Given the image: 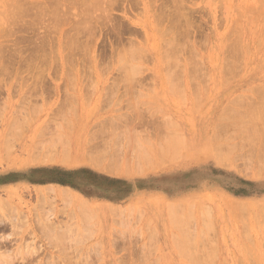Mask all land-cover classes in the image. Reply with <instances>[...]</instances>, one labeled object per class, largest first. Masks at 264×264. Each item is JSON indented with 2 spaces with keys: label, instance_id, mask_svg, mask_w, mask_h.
Listing matches in <instances>:
<instances>
[{
  "label": "rangeland",
  "instance_id": "374dc122",
  "mask_svg": "<svg viewBox=\"0 0 264 264\" xmlns=\"http://www.w3.org/2000/svg\"><path fill=\"white\" fill-rule=\"evenodd\" d=\"M7 1L8 0H0V6L2 5L0 7V17H2L0 18L2 22H0V26L4 25L3 29L2 27L0 28V36H2L3 34V39L5 40L7 38L5 41H3V43V36L0 37V75L1 73L3 75L0 76V200H2L1 202L3 203H0V214L1 216H3L2 218H4H0V223L7 224H4V228L3 225L0 224V226L2 225V227H0V238L5 239V237H7V239L11 241L9 242L7 239H5V241L3 240V243H7L8 245L7 246L6 244H4L6 245V247H3L1 241L2 239H0V245L3 247V249L1 248L0 251L2 250V254L3 252L4 254L8 252L11 255H14L11 256L8 254V256H10L7 258L8 261L9 259L10 262L14 261L11 262L12 264H29V262L31 264V261H34L36 264H42L43 262L50 264L51 262L55 263V261L52 260L55 258V260L60 264H67V261L68 263L73 261V263L71 264H74L75 262V264H78L79 261H81L80 264H148V262L149 264L151 262L152 264H264V131L261 128V125L263 124L261 121H264V119H262V116H264V114H261L262 116H260L261 121L259 120L257 115H254L256 118H258L255 122L257 123L258 120L260 121H258L257 126L259 125V123H262L260 124V127L258 126L259 128L255 127V125L253 126V123L251 122H254L256 118L252 116V118L254 119L253 120L250 117L251 115L249 114V111L252 110L250 108H254V106H251L250 104L255 105V109L259 106H264V0H261L259 2L258 0H187V2L184 3L188 7L190 6L189 8H191V10L188 9L186 5L185 6L188 10L186 8L185 9L190 12L192 11L191 13H194V15H188V19L185 17L186 19H182L181 22L179 21L181 20L180 18H178V21L177 18L173 19L175 20V23L176 21L178 23L176 24V28L180 26L179 31L178 29H174L176 32H174L173 30H169L168 27L166 28L167 25L170 26V24H173L174 21L173 23L170 22L168 24L166 23L167 21L161 22L155 16V10L159 9V6L162 3L161 0H139L140 5L138 3V0H121L120 3L122 2L123 5L122 3H118L119 0H116L119 5L115 4L116 1L114 2L113 0H110V2H113L114 8L109 7V5L112 6V3L108 2L109 0H107L108 3L106 2V0H102L105 3L99 0L100 3L95 2L100 5L99 7V5L97 4V8H99V10H102L104 4L108 7L105 6L103 10L107 8L105 9L107 14L110 12L108 15L106 14V16L100 17L103 19L96 17V14L99 15V13L101 12L103 14V10L99 11L97 9L98 13L95 12L97 6L94 5L95 0H93L94 4L92 3V7L95 6L93 8L91 7V3L89 2L90 0H84L85 2H82V0H76L78 4H76L75 0H70L71 3L69 0V3L66 2L67 0H62V6L57 5L60 0L56 1V4L54 6L53 4L55 3V1L49 0L50 5L51 2H54L52 6L56 7V9L52 6V8L46 6L45 3L47 2V5H49L48 0L47 2L46 0H33V3L31 2L32 0H29L30 2L28 0H25L26 2H24V0L22 2L20 0H17L18 2L16 0H9V2H12L11 4L9 3L11 6L8 4V7L6 6ZM16 2L20 5L16 4ZM81 2L83 5H79V3ZM156 2L160 4L158 5ZM64 3H67L66 7H70L71 9L69 11L70 17L68 16L69 14L63 15L62 10L64 8L63 6H65ZM74 3L76 6H74ZM89 3L90 7L88 6ZM40 4L51 8H46L45 12L46 10L51 11L52 9V11H54V9L55 11H58L60 10V6V8L63 7L61 9L63 16L60 15V17L63 19L64 16L65 18L68 17V19H66V23H64L65 19H62L64 22L62 20L60 22V20L58 19L59 14H61L60 11L58 16L54 12H51V14L48 15V12L46 14L41 9L42 6H40ZM56 5L58 6V9ZM78 5L80 9L78 8ZM81 5L84 6V8L95 9L94 15H92L94 16V19H92L93 17H88L90 21L88 20V18H85L87 19L86 22L80 21H85V19H83L85 15L77 13V10L75 9L82 10ZM170 5L173 8L174 5L172 3H170ZM29 6H31L30 8L32 10L29 8ZM255 6H257L256 8H254L255 11L257 12V10H260V12L256 13L254 12V10H252ZM6 7L8 9L9 7H11V9H13L11 11H13L14 15L12 13H9V11H6L8 10L4 9ZM150 7L152 8L151 10L149 9ZM248 7H251L252 9ZM16 8L18 10H16ZM127 8L129 10H127ZM40 9L44 12V15H42L43 13ZM140 9L143 11H141ZM25 10L27 11L25 12ZM35 10L37 12H35ZM126 10L130 13H128ZM3 11H6V13H3ZM118 11L122 13H119ZM138 11H140V13ZM7 12L9 16H11V18L8 17ZM2 13L4 15L7 14V16H3ZM55 14L58 18L55 16ZM76 14H78L79 16ZM133 14L136 18H134ZM153 14L155 17L152 16ZM51 15L57 18L58 22L60 23L57 22L56 24L55 18H53L54 20L52 21ZM256 15H258L259 17ZM12 16L15 17L12 18ZM48 16L51 18H49ZM112 16H114L115 18L111 19ZM3 17H5L6 19ZM16 17L17 19H15ZM253 17H255L256 20L255 18L253 19ZM7 18L9 23L5 22L7 21ZM23 18L25 22L23 21ZM122 18L124 19V21H122ZM31 19L34 22H32ZM42 19H46L43 20L45 23L48 20L47 23H49L44 24V22L41 21ZM95 19L98 20V22ZM154 19L156 20L154 21ZM16 20L19 21V23H17ZM73 21L77 22L74 23V25H77L80 22L81 31H79L78 36L82 37L81 35L83 32L84 36L86 35L88 37L90 35L89 37L92 42L89 40V37L87 38L86 36H83V39L81 38L83 41H80L82 44L81 46H79L80 50L76 48L78 51L75 49L73 51L74 55L71 54L72 56L68 60L65 59V56L67 57L65 52L68 49V46H66L65 48V43L63 42L68 39V34L72 32L71 31L67 33L69 26L71 27ZM95 21L99 23L97 26L95 25ZM112 21L114 25H112ZM103 22H105L106 24H103ZM158 22L159 24H162L163 22L164 23L162 25L160 24L159 26ZM14 23H17V28ZM40 23L42 26H40ZM155 23L158 25V27ZM7 24H9L11 27L9 28V25ZM90 24L100 28L102 27L101 25H103V27L101 29L99 28V30L98 28H96V32V30L94 29L95 27L93 28V26H91ZM117 24H121L120 27L118 25L119 28L116 26ZM179 24L182 25V28ZM45 25H48L50 29L47 30L48 27L44 28L46 27ZM74 25H72V28ZM87 25H90V28H88ZM31 26H35V32L34 28L32 29ZM55 26H58L59 29L57 30V27ZM111 26L112 28L114 27V29H112ZM184 26H186L187 29L190 30L188 31L186 28H184ZM51 27L54 28V33L53 29L51 31ZM115 27L117 28L115 29ZM27 28H30L31 30H28ZM65 28L67 31H64ZM72 28H70L69 30H71ZM87 28L90 30H88ZM120 28L122 29L119 30ZM158 29L160 30V32L158 31ZM9 31L10 33H8ZM45 31H47L48 34L52 32L53 39H57L58 41H52L53 49L55 48L54 50L57 51H54L52 48H50L52 47L51 44L50 47L49 44H46V46L49 48L45 47V49L52 50V54L49 53L50 51L47 53L48 50L46 51V54H48L49 56L53 55V59L51 58L52 56L47 57L48 60L50 58L52 59L48 61L49 65L47 63V60L45 61V64L43 63V61H41L44 64L43 68V64L39 62V59H34L36 60V62L34 60L32 61V59L29 57V54H31V48L33 49L36 45H39L37 43H39L43 39L41 37L45 38V35L42 36V34H46ZM61 31L63 34L61 33ZM177 31L180 33H178ZM11 32L13 35L11 34ZM15 32L17 34H15ZM86 32H88V35ZM55 33L56 35L54 36ZM171 33H174L172 34V39L173 37L177 39H173V42L175 46L177 45L174 48L177 49L176 54H178V59H175L178 61V66H176L177 64H175L174 68H172L171 70V73L174 74V78L170 79L173 82L169 81L168 78H166L167 81L171 83V87L169 88V84L166 85L164 78L167 75L163 76V72L167 74V69L165 66L166 63L164 62L165 54L168 49L174 46L171 43H168L172 41L171 39H169ZM227 33H229L230 35H227ZM66 34L67 36H65ZM160 34L163 35L161 36ZM175 34H178L177 37L179 39ZM26 35L29 38L26 37ZM96 35L100 36L97 37ZM101 35H104L105 38ZM181 35L184 37H182ZM50 36L52 37L51 34L49 35V37ZM185 36H188V38L185 39ZM59 38L63 40L60 41ZM109 38L112 40H109ZM183 38L187 41H184ZM30 39H32V41ZM35 39L36 42L33 41ZM121 39L125 43H123ZM227 39L228 41L226 42ZM85 40L87 46L84 45ZM232 41H234L235 43ZM22 42L24 45L22 44ZM60 42L61 44H63L65 49H63L62 45H59ZM129 42L130 44L132 43V45H128L127 43ZM134 42L139 44V46ZM237 42L239 43L237 44ZM13 43L16 44V46H14ZM98 43L100 44L98 45ZM166 43L167 45L169 44V46H165ZM227 43H229L230 45H226ZM18 44L20 45V47L18 46ZM56 44L57 46H55ZM233 44H237L240 47L235 45L233 46ZM178 45L180 46L178 47ZM21 46L25 48L24 50H26L27 47V51H24ZM125 46H127L126 48L128 50L125 49ZM16 47L18 48V50ZM130 47H132L131 51H129ZM227 47L230 48L229 50H231V53L228 51ZM236 47L242 50L240 51L243 53V55H240L241 52L238 50V53L240 52L239 57L240 59L242 58L241 60L238 59L237 51L234 50ZM2 48H4L5 50ZM20 48L23 52L19 59L18 56H20L19 54L21 53ZM9 49L12 52L14 50V56L12 52L9 51ZM87 49H90V52ZM164 49H166V51ZM138 51L141 54H139ZM177 51H185L183 53L187 52L189 55H187V53L183 54L182 52L178 53ZM15 52L20 53L18 55H15ZM26 52H28L29 54H27ZM134 52L137 55L134 54ZM23 53L30 58V60H28L29 58H27L28 62L26 60L27 56H24L23 59H21L24 55ZM63 53L65 54L64 56ZM9 54L12 57H10ZM162 55H164V57ZM131 56L134 58H132ZM142 57L145 60H142ZM161 57H163L164 59ZM181 58H183V60ZM17 59L19 60V62ZM81 59L83 61L82 64ZM101 59L102 61H99ZM193 59L195 61H193ZM228 59H232V62L228 61ZM237 59L240 60V63L239 61H235ZM23 60H26V62ZM55 60L56 65L53 64L55 63ZM78 60L81 62H79ZM186 60H188V63H191H186ZM37 61L39 65L37 64ZM73 61H75L76 63ZM227 61L230 63H228ZM22 62H24L25 64ZM179 62L181 65H179ZM63 63L67 66L63 65ZM133 63L138 66V69L139 67H141L139 70H133V72L131 73L134 79L128 78L127 76L129 75L131 69H133L130 67L132 66L130 64ZM7 64L9 65V67L13 64L10 67L11 69L7 67ZM22 64H24L25 67L21 66ZM127 64L130 68H128ZM163 64L165 65L163 66ZM187 64L188 66H186ZM193 64L195 68L194 66L191 67ZM36 65H38V73L36 72ZM236 65L238 66L236 67ZM182 66L184 68H182ZM163 67L164 69L163 71H161ZM189 67H191L192 70H190ZM1 68L5 69L6 71H4L6 73ZM17 68L18 70H16ZM7 69L10 70L8 71ZM140 70L141 73H139ZM186 70L190 72H186ZM42 71H44L45 74L44 72L42 73ZM195 71L196 73H194V75L197 78L192 75L193 73H191ZM18 72H20L21 74H18ZM35 72L37 76L34 75ZM134 72H138L136 73L137 76L134 75ZM175 74H178V76ZM25 75L28 79L25 78ZM131 75H129V77H131ZM35 77H37V80L35 79ZM7 78H9L10 81ZM15 78H17V80H15ZM23 78L28 81H25V79ZM44 78L45 80H43ZM143 78H145V80ZM188 78L191 80L189 81ZM34 79L36 80V82ZM173 79L176 80L174 81ZM17 81L18 85L16 87L17 83L15 84L14 82ZM22 82H24L25 84ZM38 82L39 85H37ZM72 83L76 84L74 85ZM28 84H30V86ZM20 85L22 86V88ZM31 85L37 86L38 89L32 90L36 87H32ZM12 86L14 87V89L12 88ZM30 87L32 89H30L31 91L28 89V92L30 93L26 92L27 98H25L24 93L25 91H27V88ZM39 87L41 90H39ZM174 88L177 89V91H174ZM32 91L33 93H31ZM173 91L174 93H172ZM31 94L34 95L32 96L33 99L30 98L31 96H29ZM68 95H70V97ZM35 96L36 99H34ZM71 99L72 101H70ZM135 99L137 100V102H135ZM255 100H257V102H255ZM68 101L69 103H71L69 104ZM200 101L202 104L200 103ZM230 101H233L240 106L234 103L232 104V102L230 103ZM23 103L25 106L23 105ZM240 103L243 104L242 107ZM258 103L259 105H257ZM35 105H38L39 107ZM73 105H75V107ZM151 105L152 107H150ZM227 106H229L230 110ZM231 106L233 108H231ZM245 107H248L250 110L247 108L246 111ZM33 108H35V110H33ZM70 108H72V110L74 111H72ZM240 108L243 111H241ZM30 109H32V111ZM135 109H137V114ZM37 110L38 112H36ZM230 113L233 114L231 115ZM118 116L120 117V121L118 119ZM222 116L226 117H223L224 119H222ZM243 117L244 119H242ZM23 118L24 120L26 118V122L23 121ZM121 118L123 121L121 120ZM136 118L138 121L136 120ZM140 120H142L143 122ZM249 120L252 121L250 122ZM232 121L237 122V124H239V122L241 121V130L240 125L237 126V124ZM244 122H246L247 124ZM219 123L222 124L224 129L221 128L222 126ZM125 124H127V127L125 126ZM244 124L246 125L243 126ZM242 126L245 128L243 129ZM251 126L252 129H250ZM135 127L136 129H134ZM254 127L258 129L261 128V130L259 131L257 129L259 132H256V134L252 131ZM121 128H123L124 133ZM137 129L140 130L141 133ZM155 129L159 130L156 131ZM168 129L170 132H168ZM231 130L232 132L234 131V134L230 132ZM238 131L240 132V134L237 135V133H239ZM244 131L247 132L245 133ZM119 132L121 133L118 134ZM173 134L175 136H180L181 139L184 140L183 142H186V149L184 148L185 146H183V143L181 146L180 137L176 136L177 138L175 139V136H173ZM254 134H256V136ZM135 135L138 137V141L136 140L137 137ZM167 135H169V138ZM215 135H217L218 137ZM222 135H224V137ZM172 137L173 139H171ZM221 137L225 138L226 140L221 139ZM102 139H105V142L103 141V144L105 143L104 145H102ZM134 140H136L137 142H134ZM161 140H165V142L161 144ZM241 140L244 141L242 142ZM89 141L90 144H92L94 141L96 144H101V148L99 147V145L96 146L95 143L93 144L94 148L92 147V145L89 147ZM149 141L152 142L150 143L151 145L149 144ZM176 141L180 142V147H178V145L176 146V148H174V145H177L178 143H174ZM85 143L90 149H86L87 146L85 145ZM139 143L142 144V146L139 145ZM227 143L229 144V147ZM5 144L6 146L4 147ZM130 144L132 145V147ZM218 144L219 149L216 148ZM10 145L12 147V150L10 148ZM220 145H222V147ZM118 146L120 149H117ZM163 147L164 149H162ZM234 147L235 150L233 149ZM157 148L160 150L158 151ZM101 149L109 151L105 152V150L103 151ZM213 149L217 150L213 151ZM95 150L99 151V153L103 155V158L105 156V158L103 159L104 162L101 158L102 155L100 156L97 151L96 152L98 154L94 153ZM129 150L130 156H133L132 158L130 156L128 157ZM219 150H223V153H220L222 157L219 154L222 159L225 157L223 156V154H225L224 152H227V156L230 155L228 158L226 157L229 162L226 160V158V161H224L225 163L228 162L226 163L228 164L226 165L228 167L225 166L224 162L221 164L223 160L221 161L220 157L218 158L220 159V162L218 161L216 154L217 151L218 153L220 152ZM227 150H232L230 151L231 154ZM85 151H87V153L89 154L91 152V159L92 157L95 158L98 156H100V159L94 160L93 163L91 162L93 159L87 161V156H89V154H87ZM111 152L112 154L109 155ZM126 152H128V154ZM114 153L118 154L117 157L119 158L116 160L117 157L114 156L115 163L113 162V165L111 166L112 162L109 161V163L111 162V164L109 165L114 169L118 166H120L121 168H117V171L113 170L112 168L113 172H111V169H109L110 166L106 163V159H113V157L111 156H113ZM138 153H140V156H138ZM145 153L146 155H144ZM173 153H176L177 155H173ZM61 154H64L65 156L69 154L67 155V158H69V160L66 159L68 161H62L65 157L63 155L64 158L61 160ZM107 154L110 156V158H107L109 157ZM84 155L86 156L87 160L85 159ZM150 155L152 157L151 159L153 160H149L150 157L148 156ZM51 156L54 157V159L51 158ZM144 156L145 158H143ZM33 157L38 158L35 159V161ZM41 157H43L42 161L40 160ZM139 157L141 160L138 159ZM29 158L33 159V161L31 159L29 161ZM142 158L145 159L144 163L142 162ZM51 159L53 162L51 161ZM77 159L79 161H76ZM127 159L131 161H128ZM136 160H138V162H136ZM152 161L154 162V164ZM116 162L120 165H118ZM150 162L152 165L150 164ZM96 163H100V166L98 164L99 167H95L97 165ZM106 164V167L109 166L107 169L108 172L105 170ZM127 164L129 166H127ZM124 167L125 169L129 167L127 171L125 170V172L127 173L124 172ZM138 169H140L141 171ZM133 170H135V172ZM136 170H138L137 172L139 173H136ZM17 185L18 188H14V186ZM44 187L46 188L45 190ZM47 187H51L50 189H52L53 187V189L50 190L48 188V190ZM63 187L64 190L62 189ZM66 187L68 188V190L65 189ZM53 190L55 193L53 192ZM39 191H41V193H39ZM68 191L69 195L71 194L72 197L69 195H65L66 197L64 198L63 195ZM79 199H84L86 202L84 200L83 202H81L87 206L82 207L83 204H81L82 208L79 207ZM67 202L70 203L68 204ZM189 204L190 210H193L192 214L190 211H188ZM95 205L97 206V210ZM108 205H112V207L114 208L117 206L116 212H114V210L111 214L110 210H108L111 207H108ZM243 205L245 206L246 211L243 210ZM80 209L83 211L82 213ZM92 209L94 212L91 211ZM172 209L173 211L171 212ZM48 211L50 212V214ZM180 212H182V214H180ZM46 215L47 217H49V220H47ZM50 215H52L51 218ZM188 216H191V218ZM9 218L15 221L18 226H13L15 222L11 221V219ZM46 220L52 221V224L53 226L55 225V228L51 225V222H49L53 227L50 228L49 223L47 224V222H45ZM53 221H55L56 224ZM43 224H45L46 227L43 226L45 228L42 227ZM13 227H15V229ZM48 230H50L51 232L49 231L48 233ZM46 233L49 234L51 238L49 237V235L47 236ZM22 237H24V239H22ZM55 237L57 238L55 239ZM22 240L25 242H22ZM193 241L195 242V245ZM28 242L31 243L32 247L30 246V244H28ZM198 242L202 243H199L202 249L200 248ZM26 243L29 246L26 245ZM24 245L26 247L23 248ZM34 245L38 248V251L34 253L35 255L32 253L35 249ZM28 247H30L31 249L34 248L31 251V255H34V260H31L33 257H30V250L28 251V254L27 252H25L30 258L25 256L26 254L24 255V250L27 251L28 249H30ZM200 249L203 250L202 253L204 254L200 252ZM22 255L24 259H29V262L19 259L22 258ZM62 255L65 259L67 258L68 260L63 259ZM70 256H73V259ZM3 257L5 258V256ZM11 257L13 260H11ZM14 257L16 258L15 260ZM68 257L71 259V261ZM4 258H0V264H4L3 261L6 260V258L5 260ZM49 258L51 259V262H49ZM38 259L39 261H37ZM82 259L86 260L83 261ZM5 264L8 263L5 262Z\"/></svg>",
  "mask_w": 264,
  "mask_h": 264
},
{
  "label": "bare ground",
  "instance_id": "6f19581e",
  "mask_svg": "<svg viewBox=\"0 0 264 264\" xmlns=\"http://www.w3.org/2000/svg\"><path fill=\"white\" fill-rule=\"evenodd\" d=\"M12 1H13V0H12ZM12 1H11V2H12ZM16 1H17V0H16ZM18 1H19V0H18ZM18 1H17V2H18ZM20 1L22 2L23 0H20ZM28 1H29V0H28ZM42 1H45V0H42ZM48 1H49V0H48ZM51 1H53V0H51ZM54 1H55V3H54V2H51V5H50V1H49V5H47V4H48L47 0H46L47 3H45V2H44V3L46 4V6L51 7L52 4L54 3V4H53V6H54V5L56 4V1H58V0H54ZM61 1H62V0H60V1L58 2L57 5H61V6H62V4H61L62 2H61ZM69 1H70V0H69ZM69 1L67 0L66 2L69 3ZM78 1H79V0H78ZM87 1H89V0H87ZM91 1H92V2H91ZM101 1H102V0H101ZM113 1L115 2L116 0H113ZM120 1H121V0H119L118 3H120ZM128 1H129V0H128ZM130 1H131V0H130ZM155 1H156V0H155ZM161 1H162V3H161L162 6L160 5V6H159V9H158V10H155V11H156V12H155V16H156L157 19L160 20L161 22H162V21H164V22L167 21L166 23H168V24H169L170 22L173 23V21H174V23H173V24H170V26H169V25L166 26V28L168 27L169 30H173L174 32H176L175 30L178 29V31H179L180 26L176 28V26H177L176 24H178V23H177L178 18L181 19V20H179V21L181 22L182 19H186V18L188 19V17H187L188 15H191V14H192L191 16L194 15V13H191L192 11H191V12H190V11H187L188 9L191 10V8H189L190 6L188 7V6L185 4V3L187 2V0H161ZM259 1H261V0H258V2H259ZM1 2H2V1H1ZM3 2H4V1H3ZM11 2H9V0H8V1H7V5H6V4H5V5L8 7V6L11 4ZM17 2H16V4H18ZM24 2H26V1L24 0ZM29 2H30V1H29ZM31 2L33 3V0H32ZM75 2H76V0H75ZM82 2H85V1L82 0ZM82 2L79 3V5L82 4ZM89 2L91 3V7H92V5H93L95 2H99V0H98V1L95 0L94 3H93V0H90ZM102 2L105 3L104 1H102ZM102 2H101V3H102ZM106 2H107V0H106ZM108 2H110V0H109ZM108 2H107V3H108ZM132 2H133V1H132ZM147 2H148V1H147ZM184 2H185V3H184ZM258 2H256V3H258ZM263 2H264V1H263ZM263 2H262V3H263ZM9 3H10V4H9ZM42 3H43V2H42ZM59 3H60V4H59ZM70 3H71V1H70ZM87 3H88V2H87ZM90 3H89V5L87 4L89 7H90ZM92 3H93V4H92ZM99 3H100V2H99ZM107 3H106V4H107ZM110 3H112V6H110V5L108 4L109 7L114 8L113 2H110ZM118 3H117V1H116L115 4L119 5ZM121 3H122V2H121ZM121 3H120V4H121ZM138 3H139V0H138ZM141 3H142V2H141ZM145 3H146V2H145ZM156 3H157V2H156ZM170 3H172V4L174 5L173 8H172V6L170 5ZM260 3H261V2H260ZM8 4H9V5H8ZM35 4H36V3H35ZM37 4H38V3H37ZM64 4H65V6H63V7H64L65 9L62 7V8H63V10H62L63 15H64V14L68 15V14H69V11H70L71 9H70V7H69V8L66 7L67 3H64ZM64 4H63V5H64ZM76 4H78V3L76 2ZM84 4H85V3H84ZM97 4H98V3H95L94 5L96 6ZM136 4H137V3H136ZM154 4H155V3H154ZM157 4L159 5L160 3H157ZM194 4H195V3H194ZM194 4H193V5H194ZM18 5H20V4H18ZM28 5H29V4H28ZM57 5H56V6H57ZM79 5H78V8L80 9ZM82 5H83V4H82ZM82 5H81V6H82ZM85 5H86V4H85ZM98 5H99V4H98ZM98 5L96 6V10H97V9L99 10V8H97ZM122 5H123V3H122ZM137 5H138V4H137ZM139 5H140V3H139ZM149 5H150V4H149ZM185 5L188 7V9H187V7H186ZM261 5H262V4H261ZM1 6H2V5H1ZM1 6H0V7H1ZM10 6H11V5H10ZM12 6H15V5H12ZM22 6H23V5H22ZM33 6H34V4H33ZM38 6H39V5H38ZM40 6H42L41 9H42L44 12H45V9H46V8H49V7L44 6L43 4H40ZM40 6H39V7H40ZM53 6H52V7H53ZM61 6H60V7H61ZM68 6H69V5H68ZM74 6H76L75 3H74ZM74 6H72V7H74ZM95 6H93V7H95ZM103 6H104V7H105V6L108 7L107 5H104V4H103ZM141 6H142V5H141ZM151 6H152V5H151ZM194 6H195V5H194ZM7 7L4 8V9H8ZM23 7H24V6H23ZM27 7H28V6H27ZM30 7H31V6H29V8H30ZM52 7H51V8H52ZM60 7H59L60 10H58V11H57V10L55 11L56 7H53V8H55L54 11H52L53 9H52L51 11H47V10H46L45 13L47 14V12H48V15H50L51 12H54V13H56L57 16H58L59 11L61 12V9H62V8H60ZM72 7H71V8H72ZM85 7H86V6H85ZM93 7H92V8H93ZM99 7H100V5H99ZM104 7H103V8H104ZM135 7H136V6H135ZM160 7H161V8H160ZM256 7H257V6L253 7V9H252L251 7H248V8H251L252 10H254V12H256L255 9H254V8H256ZM18 8H19V7H18ZM32 8H33V7H32ZM51 8H49V9H51ZM81 8H82V10H78V9H75V10H77V11H76L77 13L82 14V15H85V17L83 16V17H84L83 19L88 18V17H93L92 19H94V16H92V15H94V10H95V9H92V8H90V9H88V8H84V6H82ZM101 8H102V6H101ZM103 8H102V10H103ZM185 8H186L187 10H186ZM21 9H22V8H21ZM25 9H26V8H25ZM30 9H31V8H30ZM33 9H34V8H33ZM35 9H36V5H35ZM41 9H40V10H41ZM57 9H58V6H57ZM73 9H74V8H73ZM105 9H107V8H105ZM105 9L103 10V14H102V12L99 13V15H97V14L95 13V14H96V17H99V18H100V17H104V16H106L107 12H106ZM125 9H126V8H125ZM143 9H144V8H143ZM149 9L151 10L152 8L150 7ZM11 10H13V9H11V7H9V9L6 10V11H9V13H12V14H13V11H11ZM16 10H18V9L16 8ZM16 10H15V11H16ZM31 10H32V9H31ZM42 10H41V12L43 13L42 15H44V12H43ZM96 10H95V12L98 13V10H97V11H96ZM102 10L100 9L99 11H102ZM120 10H122V9H120ZM127 10H129V9L127 8ZM127 10H126V11H127ZM140 10H141V9H140ZM0 11H1V9H0ZM6 11H5V12L3 11V13H6ZM15 11H14V12H15ZM26 11H27V10H25V12H26ZM28 11H29V10H28ZM38 11H39V10H38ZM141 11H143V10H141ZM193 11H194V10H193ZM31 12H32V11H31ZM33 12H34V11H33ZM35 12H37V11L35 10ZM49 12H50V13H49ZM62 12H61V14H59V16H58L59 18H58V17L56 16V14H55V16L60 20V22H61V20L63 19V18L60 17V15H62ZM67 12H68V13H67ZM76 12H75V13H76ZM108 12H109V11H108ZM115 12H116V11H115ZM118 12H119V11H118ZM127 12H128V11H127ZM135 12H136V11H135ZM138 12L140 13V11H138ZM147 12H148V11H147ZM257 12H260V10H259V11L257 10ZM257 12H256V13H257ZM3 13H2V14H3ZM15 13H16V12H15ZM27 13H28V12H27ZM109 13H110V12H109ZM109 13H108V14H109ZM119 13H122V12H119ZM128 13H130V12H128ZM132 13H133V12H132ZM148 13H149V12H148ZM153 13H154V12H153ZM189 13H190V14H189ZM199 13H200V12H199ZM7 14H8V12H7ZM7 14H5V15L3 14V16H7ZM12 14H11V15H12ZM34 14H35V13H34ZM34 14H33V15H34ZM37 14H38V13H37ZM37 14H36V15H37ZM39 14H40V13H39ZM46 14H45V15H46ZM108 14H107V15H108ZM113 14H115V13H113ZM195 14H196V12H195ZM245 14H246V13H245ZM247 14H248V13H247ZM259 14H260V13H259ZM13 15H14V14H13ZM24 15H25V14H24ZM53 15H54V14H53ZM53 15H51L52 18L48 16L49 18H51L52 21L54 20L53 18H55V17H53ZM63 15H62V16H63ZM76 15H78V14H76ZM117 15H118V14H117ZM133 15H134V14H133ZM141 15H142V14H141ZM16 16H18V15H16ZM20 16H21V15H20ZM39 16H40V15H39ZM68 16L70 17V14H69ZM78 16H79V15H78ZM109 16H110V15H109ZM152 16H154V14H153ZM155 16H154V17H155ZM196 16H197V15H196ZM256 16H258V15H256ZM263 16H264V14H263ZM8 17L11 18V16H9V14H8ZM14 17H15V16H14ZM14 17L12 16V18H14ZM26 17H27V16H26ZM32 17H33V16H32ZM42 17H43V16H42ZM44 17H45V16H44ZM46 17H47V16H46ZM66 17H67V16H66ZM80 17H81V16H80ZM80 17H78V18H80ZM110 17H111V16H110ZM185 17H186V18H185ZM258 17H259V16H258ZM0 18H2V17H0ZM3 18H5V17H3ZM28 18H29V17H28ZM28 18H26V19H28ZM38 18H41V17H38ZM57 18H55V19H56V20H55V21H56V24H57V22H58ZM60 18H61V19H60ZM76 18H77V17H76ZM99 18H98V20H99ZM106 18H107V17H106ZM113 18H115V17L112 16L111 19H113ZM116 18H117V17H116ZM124 18H125V17H124ZM132 18H133V17H132ZM134 18H136L135 15H134ZM176 18H177V21H176V23H175V20H173V19H176ZM193 18H194V17H193ZM193 18H191V19H193ZM254 18H255V17H253V19H254ZM261 18H262V17H261ZM5 19H6V18H5ZM5 19H4V20H5ZM15 19H17V17H16ZM20 19H21V18H20ZM29 19H30V18H29ZM34 19H35V18H34ZM36 19H37V16H36ZM64 19H65V20H64ZM64 19H63V20H64L65 22H64L63 20H62V21H63L64 23H66V19H68V17L65 18V16H64ZM81 19H82V18H81ZM90 19H91V18H90ZM92 19H91V20H92ZM96 19H97V18H96ZM96 19H95V20H96ZM100 19H103V18H100ZM104 19H105V18H104ZM122 19H123V18H122ZM125 19H126V18H125ZM138 19H139V18H138ZM196 19H197V18H196ZM43 20H46V19H42L41 21H43ZM49 20H50V19H49ZM78 20H79V19H78ZM78 20H77V22H78ZM86 20H87V19H85V21H83V20H80V21H82V22H86ZM88 20H89V18H88ZM98 20H96V21L98 22ZM114 20H115V19H114ZM118 20H119V19H118ZM155 20H156V19H154V21H155ZM255 20H256V18H255ZM12 21H13V20H12ZM16 21H17V20H16ZM16 21H15V22H16ZM23 21H24V18H23ZM23 21H22V23H23ZM31 21L34 22L32 19H31ZM39 21H40V20H39ZM47 21H48V20H47ZM47 21H46V23H47ZM67 21H69V20H67ZM89 21H90V20H89ZM93 21H94V20H93ZM96 21H95V22H96ZM116 21H117V20H116ZM119 21H120V20H119ZM119 21H118V23H119ZM122 21H124V19H123ZM184 21H185V20H184ZM0 22H1V20H0ZM5 22H8V23H9L8 18H7V21H5ZM24 22H25V21H24ZM43 22H44V21H43ZM60 22H58V23H60ZM71 22H72V20H71ZM77 22H76V21H73V24H72V23H71V24L74 25V23H77ZM87 22H88V21H87ZM95 22H94V23H95ZM97 22H96V23H97ZM164 22H163V23H164ZM185 22H186V21H185ZM195 22H196V21H195ZM195 22H193V23H195ZM1 23H2V22H1ZM1 23H0V24H1ZM17 23H19V21H17ZM17 23H14L15 26H16V28H17V25H16ZM46 23L44 22V24H46ZM48 23H49V22H48ZM48 23H47V24H48ZM92 23H93V22H92ZM96 23H95V25L97 26L99 23H97V24H96ZM104 23H105V22H103V24H104ZM112 23H113V21H112ZM115 23H117V22H115ZM156 23H157V22H156ZM156 23H155V24H156ZM163 23H162V24H163ZM186 23H187V22H186ZM193 23H192V24H193ZM3 24H4V22H3ZM5 24H6V23H5ZM26 24H27V23H26ZM33 24H34V23H33ZM35 24H36V22H35ZM38 24H39V23H38ZM44 24H43V25H44ZM51 24H52V23H51ZM51 24H50V25H51ZM61 24H62V23H61ZM82 24H84V23H82ZM101 24H102V23H101ZM101 24H100V25H101ZM105 24H106V23H105ZM109 24H110V23H109ZM121 24H122V23H121ZM121 24H120V25H121ZM160 24H161V23H160ZM160 24H159V22H158V25H159V26H160ZM162 24H161V25H162ZM174 24H175V25H174ZM190 24H191V22H190ZM190 24H188V25H190ZM7 25H9V24H7ZM7 25H6V26H7ZM11 25H12V22H11ZM54 25H55V23H54ZM72 25H71V27L69 26V29L72 28ZM90 25H91V24H90ZM90 25H87L88 28H90V27H89ZM107 25H108V22H107ZM112 25H114V23H113ZM118 25H119V24H117L116 26L118 27ZM120 25H119V27H120ZM156 25H157V24H156ZM158 25H157V27H158ZM179 25H181V24H179ZM183 25H184V23H183ZM3 26H4V25H3ZM3 26H0V28L2 27V29H3ZM13 26H14V25H13ZM32 26H33V25H32ZM32 26H31V28L33 29L35 26H34V27H32ZM36 26H37V25H36ZM40 26H42L41 23H40ZM45 26H46V27H44V28H47V27H48V25H45ZM51 26H53V25H51ZM62 26H64V25H62ZM84 26H85V25H84ZM84 26H83V27H84ZM91 26H93V28L95 27L94 25H91ZM101 26L103 27V25H101ZM104 26H105V25H104ZM109 26H110V25H109ZM186 26H187V24H186ZM186 26H184V28L187 29ZM10 27H11V26L9 25V28H10ZM23 27H24V26H23ZM53 27H54V26H53ZM55 27H57V30L59 29L58 26H55ZM60 27H61V25H60ZM80 27H81V25H80V22H79L77 25L75 24L71 30L68 29V31H67L66 28L64 29V31L66 30L67 33L72 31L71 33L68 34V39H67L65 42H63V43H65V44H64L65 48H66V46H68V49H67L66 52H65L68 58L65 56V59H68V60H69V58H71V56H72L71 54H73V51H74L76 48H77L78 50H80L79 46L82 45L80 41H83V40H82V39H83L82 37L84 36L83 32H82V35L80 34L82 37L78 36V35H79V31H81V28H80ZM102 27H101V28H102ZM117 27H115V29H116ZM119 27H118V28H119ZM126 27H127V25H126ZM13 28H14V27H13ZM37 28H38V27H37ZM41 28H42V27H41ZM88 28H87V29H88ZM96 28H98V30H99L100 27H95L94 29L96 30ZM101 28H100V29H101ZM104 28H105V27H104ZM104 28H103V29H104ZM107 28H108V27H107ZM111 28H112V26H111ZM133 28H134V26H133ZM181 28H182V25H181ZM184 28H183V29H184ZM188 28H189V27H188ZM2 29H1V31H2ZM5 29H6V28H5ZM27 29H28V28H27ZM29 29H30V28H29ZM29 29H28V30H29ZM38 29H39V28H38ZM49 29H50V28L48 27L47 30H49ZM52 29L54 30V28L51 27V31H52ZM55 29H56V28H55ZM87 29H85V30H87ZM112 29H114V27H113ZM121 29H122V28H120L119 30H121ZM174 29H175V30H174ZM7 30H8V28H7ZM9 30H10V29H9ZM13 30H15V29H13ZM20 30H21V28H20ZM30 30H31V29H30ZM88 30H90V29H88ZM95 30H93V31H95ZM105 30H107V29H105ZM108 30H109V29H108ZM144 30H145V29H144ZM163 30H164V29H163ZM187 30L189 31L190 29H187ZM24 31H25V28H24ZM35 31H36V29L34 28V32H35ZM43 31H44V30H43ZM51 31H50V32H51ZM62 31H63V29H62ZM62 31H61V33H62ZM82 31H83V30H82ZM133 31H134V30H133ZM158 31L160 32L159 29H158ZM158 31H157V32H158ZM178 31H177V32H178ZM182 31H183V30H182ZM184 31H185V30H184ZM193 31H194V30H193ZM21 32H22V31H21ZM29 32H30V31H29ZM29 32H28V34H29ZM32 32H33V30H32ZM32 32H31V33H32ZM45 32H46V34H45V33L42 34V36L45 35V38H44V37H41V36L39 35L41 38H43V39L40 41L41 43L39 42V43H37V44H39V45H36V44H35L37 47L35 46V48H33V49L31 48V50H32V51H31V54H29L28 52H26V53L30 55L29 57L32 59V61H33L34 59H37V60L39 59V62L43 61V63L45 64V63H46L45 61L47 60V63H48V65H49V62H48V61H49L51 58L53 59V55H51L52 57L49 56L48 54H46V51L48 50L47 53H48L49 51H50L49 53H51L52 50H49V49L46 50L45 47H46V48H49V47H50V44H51V46H52V44H53L52 41L54 40V39H53V33L55 32V30L53 31V33L51 32V33H49V34L47 33V31H45ZM56 32H57V31H56ZM96 32H97V30H96ZM96 32H95V33H96ZM105 32H106V31H105ZM125 32H126V31H125ZM136 32H137V31H136ZM164 32H167V31H164ZM171 32H172V31H171ZM6 33H7V32H6ZM8 33H10V31H9ZM25 33H26V32H25ZM39 33H41V32H39ZM42 33H43V32H42ZM57 33H58V32H57ZM65 33H66V32H65ZM84 33H85V32H84ZM86 33H87V35H88V32H86ZM89 33H90V32H89ZM101 33H102V32H101ZM123 33H124V32H123ZM128 33H129V31H128ZM178 33H180V32H178ZM4 34H5V30H4ZM11 34H12V32H11ZM15 34H17V33L15 32ZM47 34H48V35H47ZM50 34L52 35V37L50 36V37L52 38V40H51V38L49 37ZM62 34H63V33H62ZM73 34H74V35H73ZM107 34H108V33H107ZM119 34H120V32H119ZM131 34H132V33H131ZM135 34H136V33H135ZM163 34H164V33H163ZM163 34H160V35L162 36ZM172 34H174V33H171V36L169 37V39H171L172 41L168 42V41H169V40H168L167 42H168V43H171L172 45H174V42H173V41H174V40H177V39H175V37H173V39H174V40H173V39H172V36H173ZM186 34H187V33H186ZM186 34H184V35H186ZM189 34H190V33H189ZM12 35H13V34H12ZM20 35H22V34H20ZM30 35H31V34H30ZM46 35H47V36H46ZM55 35H56V33L54 34V36H55ZM57 35H58V34H57ZM72 35H73V36H72ZM94 35H95V34H94ZM104 35H105V33H104ZM104 35H101V36H104ZM115 35H116V34H115ZM125 35H126V34H125ZM127 35H128V34H127ZM165 35H167V34H165ZM169 35H170V34H169ZM175 35H176V37H177L178 34H175ZM175 35H174V36H175ZM192 35H193V33H192ZM227 35H230V34L227 33ZM2 36H3V34H2ZM2 36H0V37H2ZM7 36H8V35H7ZM33 36H34V33H33ZM33 36H32V37H33ZM65 36H67V34H66ZM85 36H86V35H85ZM85 36H84V37H85ZM89 36H90V35H89ZM89 36H88V37H89ZM96 36H97V35H96ZM98 36H100V35H98ZM98 36H97V37H98ZM181 36H182V35H181ZM188 36H189V35H188ZM188 36H185V39L188 38ZM225 36H226V35H225ZM26 37H28V36L26 35ZM70 37H71V38H70ZM86 37H87V36H86ZM88 37H87V38H88ZM93 37H94V36H93ZM182 37H184V36H182ZM3 38H4V36L2 37V39H3ZM15 38H16V37H15ZM24 38H25V37H24ZM28 38H29V37H28ZM36 38H38V37H36ZM81 38H82V39H81ZM94 38H95V37H94ZM94 38H93V39H94ZM104 38H105V36H104ZM130 38H131V36H130ZM177 38H178V37H177ZM180 38H181V37H180ZM226 38H227V37H226ZM6 39H7V38H6ZM6 39H5V40H6ZM59 39H60V41L63 40V39H61V38H59ZM91 39H92V37H91ZM107 39H108V38H107ZM123 39H124V38H123ZM125 39H126V38H125ZM127 39H128V38H127ZM166 39H168V38H166ZM178 39H179V38H178ZM181 39H182V38H181ZM185 39L183 38L184 41H187V40H185ZM189 39H190V38H189ZM5 40L3 39L2 42L5 41ZM12 40H13V38H12ZM26 40H27V39H26ZM30 40L32 41V39H30ZM39 40H40V39H39ZM55 40H57V39H55ZM55 40H54V41H55ZM86 40H87V39H86ZM86 40H85V44L83 43L84 45H86ZM89 40H90V37H89ZM109 40H112V39L109 38ZM121 40H122V39H121ZM133 40H134V39H133ZM14 41H15V40H14ZM17 41H18V40H17ZM17 41H16V42H17ZM20 41H21V40H20ZM33 41L36 42V39L33 40ZM57 41H58V40H57ZM90 41H91V40H90ZM107 41H108V40H107ZM107 41H106V42H107ZM122 41H123V40H122ZM127 41H129V40H127ZM180 41H182V40H180ZM184 41H183V43H184ZM222 41H223V40H222ZM227 41H228V39L226 40V42H227ZM234 41H236V40H234ZM234 41H232V42H234ZM16 42H15V43H16ZM23 42H24V41H23ZM23 42H22V44H23ZM29 42H30V41H29ZM29 42H28V43H29ZM49 42H50V43H49ZM87 42H89V41H87ZM91 42H92V41H91ZM130 42H131V41H130ZM130 42L127 43V44H128V45H132L133 41H132L131 44H130ZM162 42H163V41H162ZM162 42H161V43H162ZM178 42H179V41H178ZM190 42H191V41H190ZM232 42H230V43H232ZM3 43H4V42H3ZM17 43H18V42H17ZM26 43H27V41H26ZM33 43H34V42H33ZM123 43H125V42L123 41ZM134 43H135V42H134ZM142 43H143V42H142ZM234 43H235V42H234ZM238 43H239V42H237V44H238ZM13 44H14V43H13ZM46 44H49V47H47ZM54 44H55V43H54ZM87 44H88V43H87ZM99 44H100V43H98V45H99ZM121 44H122V43H121ZM135 44H137V43H135ZM175 44H176V43H175ZM228 44H229V43H227L226 45H228ZM237 44H233V46H234V45H235V46H238ZM23 45H24V44H23ZM23 45H22V46H23ZM25 45H26V44H25ZM28 45H29V44H28ZM28 45H27V46H28ZM32 45H33V44H32ZM59 45H62V46H63V44H61V42H60ZM90 45H91V44H90ZM90 45H89V46H90ZM119 45H120V44H119ZM137 45L139 46V44H137ZM137 45H136V46H137ZM186 45H188V44H186ZM229 45H230V44H229ZM239 45H240V44H239ZM14 46H16V44H14ZM18 46L20 47L19 44H18ZM22 46H21V47H22ZM33 46H34V45H33ZM55 46H57V44H56ZM64 46H63V49H65ZM86 46H87V45H86ZM89 46H88V48H89ZM115 46H116V45H115ZM122 46H123V45H122ZM138 46H137V47H138ZM163 46H164V45H163ZM163 46H162V47H163ZM165 46H169V44L167 45V43H166ZM176 46H177V45H176ZM176 46L174 45V46H172L170 49H168L167 52H166V54H165V57H164V55H162V56L165 58V61H164V62L166 63V65L163 64V66L165 65V66H166V69H167V71H166L167 74H165V72H163V73H164L163 76L167 75V76L164 77V78H165L166 85L169 84V88L171 87V86H170L171 83L169 82V81H171L170 78H174V77H173L174 74L171 73V70H172V68H174V65H175V64H177L176 66H178V61L175 59V58H177V55H178V54H176V50H177V49L174 48V47H176ZM179 46H180V45H178V47H179ZM189 46H190V45H189ZM191 46H192V45H191ZM233 46H232V47H233ZM7 47H8V45H7ZM29 47H30V46H29ZM29 47H28V48H29ZM92 47H93V46H92ZM108 47H109V46H108ZM113 47H114V44H113ZM113 47H112V48H113ZM126 47H127V46H125V49L128 50ZM132 47H133V46H132ZM132 47H130V50H129V51H131ZM193 47H194V46H193ZM232 47H231V49H232ZM238 47H240V46H238ZM238 47H236L234 50L237 51L238 59H240V57H239V53H240L242 50L239 49ZM16 48H17V47H16ZM22 48H23V50L25 49L24 47H22ZM50 48L53 49V46L50 47ZM81 48H82V47H81ZM90 48H91V47H90ZM166 48H167V47H166ZM227 48H228V47H227ZM233 48H234V47H233ZM241 48H242V45H241ZM2 49H4V48H2ZM10 49H11V47H10ZM10 49H9V51H11ZM20 49H21V48H20ZM20 49H19V50H20ZM54 49H55V48H54ZM54 49H53V50H54ZM61 49H62V48H61ZM63 49H62V50H63ZM77 49H76V50H77ZM135 49H137V48H135ZM140 49H141V46H140ZM144 49H145V48H144ZM144 49H143V50H144ZM229 49H230V48H228V51L231 53V50H229ZM4 50H5V49H4ZM6 50H7V49H6ZM17 50H18V48H17ZM78 50H77V51H78ZM87 50H88V49H87ZM87 50H86V51H87ZM89 50H90V49H89ZM89 50H88V51H89ZM101 50H102V49H101ZM114 50H115V48H114ZM138 50H139V49H138ZM162 50H163V49H162ZM164 50L166 51V49H164ZM180 50H181V49H180ZM192 50H193V49H192ZM234 50H232V51H234ZM238 50H239V51L241 50V51L238 53ZM24 51H27V47H26V50H24ZM54 51H57V50H54ZM88 51H87V52H88ZM112 51H113V50H112ZM140 51H141V50H140ZM228 51H227V53H228ZM2 52H4V51H2ZM11 52H12V51H11ZM20 52H21V53H20ZM20 52H19L20 54L17 53V52H15V55H18V54L20 55V56H18L19 59H20L21 54H22V52H23L22 49H21ZM82 52H83V51H82ZM87 52H86V53H87ZM89 52H90V51H89ZM104 52H105V51H104ZM138 52H139V51H138ZM141 52H142V51H141ZM177 52H178V51H177ZM179 52H182V53H183V52H185V51H179ZM179 52H178V53H179ZM13 53H14V50H13L12 54H13ZM44 53H45V54H44ZM67 53H68V54H67ZM95 53H96V52H95ZM109 53H110V52H109ZM130 53H131V52H130ZM130 53H129V55H130ZM186 53H187V52H186ZM186 53H183V54H186ZM234 53H235V52H234ZM234 53H233V54H234ZM5 54H6V53H5ZM10 54H11V53H10ZM10 54H9V55H10ZM23 54H24V53H23ZM51 54H52V53H51ZM75 54H76V53H75ZM83 54H84V52H83ZM101 54H102V53H101ZM112 54H114V53H112ZM117 54H118V53H117ZM134 54H136V53L134 52ZM134 54H132V55H134ZM139 54H141V53L139 52ZM144 54H145V53H144ZM233 54H231V55H233ZM241 54L243 55L242 52L240 53V55H241ZM0 55H1V51H0ZM9 55H8V56H9ZM43 55H46V56H43ZM64 55H65V54L63 53V56H64ZM73 55H74V54H73ZM78 55H79V54H78ZM84 55H85V54H84ZM129 55H128V56H129ZM136 55H137V54H136ZM187 55H189V54L187 53ZM13 56H14V54H13ZM24 56H27V55L24 54V55L22 56L21 59H23ZM48 56L51 57L49 60H48V58H47ZM114 56H115V55H114ZM123 56H124V55H123ZM125 56H126V55H125ZM139 56H140V55H139ZM141 56H142V55H141ZM229 56H230V54H229ZM10 57H12V56L10 55ZM29 57L27 56V57H26V60H27V58H29ZM77 57H78V56H77ZM100 57H101V56H100ZM118 57H119V56H118ZM120 57H121V56H120ZM129 57H130V56H129ZM131 57H132V56H131ZM143 57H144V56H143ZM143 57H142V58H143ZM145 57H147V56H145ZM163 57H161V58H163ZM197 57H198V56H197ZM233 57H234V56H233ZM3 58H8V57H3ZM13 58H15V57H13ZM30 58H29L28 60H30ZM86 58H87V57H86ZM126 58H127V56H126ZM132 58H134V57H132ZM164 58H163V59H164ZM185 58H186V57H185ZM52 59H51V60H52ZM57 59H58V58H57ZM57 59H56V60H57ZM72 59H73V57H72ZM77 59H78V58H77ZM82 59H83V58H82ZM82 59H81V61H82ZM88 59H89V57H88ZM88 59H87V60H88ZM97 59H98V58H97ZM108 59H109V58H108ZM127 59H128V58H127ZM129 59H130V58H129ZM177 59H178V58H177ZM181 59L183 60V58H181ZM181 59H180V60H181ZM194 59H195V58H194ZM194 59H193V61H195ZM238 59L235 60V61H239V63H240V60H241L242 58H241L240 60H238ZM3 60H4V59H3ZM17 60H18V59H17ZM26 60H23V61L26 62ZM28 60H27V62H28ZM56 60H55V63L52 62V63L55 64V65H56ZM63 60H64V59H63ZM68 60H67V62H68ZM106 60H107V59H106ZM137 60H138V59H137ZM142 60H145V59L143 58ZM175 60H176V61H175ZM180 60H179V61H180ZM189 60H190V59H189ZM196 60H197V59H196ZM260 60H261V59H260ZM34 61L36 62V60H34ZM57 61H58V60H57ZM65 61H66V60H65ZM75 61H76V60H75ZM75 61H73V62H75ZM78 61H79V60H78ZM81 61H79V62H81ZM97 61H98V60H97ZM99 61H102V59L99 60ZM103 61H104V60H103ZM108 61H109V60H108ZM114 61H115V59H114ZM118 61H119V60H118ZM130 61H131V60H130ZM187 61H188V60H186V63H188ZM190 61H191V60H190ZM197 61H198V60H197ZM228 61L232 62V59H231V60L228 59ZM228 61H227V62H228ZM18 62H19V60H18ZM29 62H30V61H29ZM35 62H34V64H35ZM58 62H59V61H58ZM69 62H70V61H69ZM88 62H89V61H88ZM124 62H125V61H124ZM137 62H138V61H137ZM191 62H192V61H191ZM191 62H190V63H191ZM200 62H201V61H200ZM230 62H228V63H230ZM3 63H4V61H3ZM22 63H24V62H22ZM30 63H31V62H30ZM30 63H29V64H30ZM43 63L41 62V64H43ZM75 63H76V62H75ZM82 63H83V61L81 62V64H82ZM98 63H99V62H98ZM128 63H129V60H128ZM131 63H132V62H131ZM190 63H188V64H190ZM195 63H196V62H195ZM234 63H235V62H234ZM10 64H11V63H10ZM14 64H15V63H14ZM24 64H25V63H24ZM24 64H22L21 66H24V67H25ZM32 64H33V62H32ZM37 64L39 65L38 61H37ZM41 64H40V66H41ZM44 64L42 65V67L44 66ZM53 64H52V65H53ZM67 64H70V63H67ZM101 64H102V62H101ZM105 64H107V63H105ZM181 64H182V61H181ZM181 64H180V62H179V65H181ZM188 64H187L186 66H188ZM235 64H236V63H235ZM12 65H13V64H12ZM12 65H10V67H11ZM38 65L35 66V68H36V70H37V71H36L37 73H38V69H37V68H38ZM46 65H47V64H46ZM63 65H66V64L63 63ZM83 65H84V64H83ZM86 65H87V64H86ZM99 65H100V64H99ZM127 65H128V64H127ZM130 65H132V66H130V67L133 68V69H131V71L128 70V71H130L129 75H131V73L133 72V70L136 71V70H139V69L141 68V67H139V69H138V68H137L138 66H137L135 63L130 64ZM135 65H136V66H135ZM200 65H201V64H200ZM18 66H19V65H18ZM27 66H28V64H27ZM27 66H26V67H27ZM29 66H31V65H29ZM40 66H39V67H40ZM58 66H59V65H58ZM58 66H57V67H58ZM66 66H67V65H66ZM68 66H69V65H68ZM73 66H74V65H73ZM88 66H89V65H88ZM88 66H87V67H88ZM104 66H105V65H104ZM193 66H194V64H193L191 67H193ZM197 66H198V64H197ZM237 66H238V65H236V67H237ZM0 67H1V66H0ZM7 67H9L8 64H7ZM10 67H9V68H10ZM80 67H81V65H80ZM87 67H86V69H87ZM99 67H100V66H99ZM108 67H109V66H108ZM130 67H129V65H128V68H130ZM191 67H189L190 70H192ZM236 67H235V69H236ZM12 68H13V67H12ZM19 68H20V67H19ZM21 68H22V67H21ZM30 68H32V67H30ZM43 68H44V67H43ZM43 68H42V69H43ZM47 68H48V67H47ZM65 68H66V67H65ZM106 68H107V67H106ZM106 68H105V69H106ZM158 68H159V67H158ZM158 68H157V69H158ZM178 68H179V67H178ZM178 68H177V69H178ZM180 68H181V67H180ZM182 68H184V67L182 66ZM194 68H195V66H194ZM232 68H233V67H232ZM1 69H3V68H1ZM5 69H6V66H5ZM5 69H3V71H4ZM10 69H11V68H10ZM10 69H7V70L9 71ZM54 69H55V68H54ZM66 69H67V68H66ZM74 69H75V68H74ZM74 69H73V70H74ZM77 69H78V68H77ZM82 69H83V68H82ZM101 69H102V68H101ZM163 69H164V67L162 68L161 71H163ZM166 69H165V70H166ZM198 69H199V68H198ZM198 69H197V70H198ZM16 70H18V68H17ZM21 70H23V69H21ZM29 70H30V69H29ZM32 70H33V69H32ZM40 70H41V69H40ZM40 70H39V71H40ZM45 70H46V69H45ZM45 70H44V71H45ZM49 70H50V69H49ZM59 70H60V69H59ZM64 70H65V69H64ZM179 70H180V69H179ZM181 70H182V69H181ZM5 71H6V70H5ZM5 71H4V72H5ZM8 71H7V72H8ZM30 71H31V70H30ZM30 71H29V72H30ZM44 71H42V73H43ZM103 71H104V69H103ZM126 71H127V70H126ZM159 71H160V70H159ZM173 71H174V70H173ZM4 72H3V73H4ZM22 72H23V71H22ZM36 72H35L34 75H36ZM174 72H175V71H174ZM184 72H185V71H184ZM186 72H190V71H187V70H186ZM5 73H6V72H5ZM19 73H20V72H18V74H19ZM30 73H31V72H30ZM42 73H41V74H42ZM101 73H103V72H101ZM136 73H138V72H136ZM136 73L134 72V75H135V76H137ZM139 73H141V70H140ZM191 73H193L192 75H193L194 77H196V76L194 75V73H196V71H195V72H191ZM197 73H198V72H197ZM9 74H11V73H9ZM20 74H21V73H20ZM41 74H39V75H41ZM44 74H45V72H44ZM73 74H74V73H73ZM80 74H81V73H80ZM182 74H183V73H182ZM186 74H188V73H186ZM198 74H199V73H198ZM126 75H127V74H126ZM129 75H127L128 78H133L132 75H131V77H129ZM175 75L178 76V74H175ZM0 76H3L2 73H1ZM20 76H22V75H20ZM27 76H28V75H27ZM29 76H30V75H29ZM36 76H37V75H36ZM74 76H75V75H74ZM74 76H73V77H74ZM81 76H82V75H81ZM177 76H176V77H177ZM180 76H181V75H180ZM6 77H7V76H6ZM11 77H12V76H11ZM17 77H18V76H17ZM44 77H45V76H44ZM75 77H76V76H75ZM75 77H74V78H75ZM187 77H188V76H187ZM9 78H10V77H9ZM9 78H7V79L9 80ZM25 78H26V75H25ZM25 78H23V79H25ZM33 78H34V76H33ZM42 78H43V77H42ZM42 78H41V79H42ZM139 78H141V77H139ZM145 78H146V77H145ZM145 78H143V79L145 80ZM166 78H168L169 81H167ZM177 78H178V77H177ZM182 78H183V77H182ZM182 78H181V79H182ZM192 78H193V77H192ZM196 78H197V77H196ZM11 79H12V78H11ZM26 79H28V78H26ZM26 79H25V81H28V80H26ZM35 79L37 80V77H35ZM35 79H34V80H35ZM38 79H39V78H38ZM133 79H134V78H133ZM178 79H179V78H178ZM188 79H189V78H188ZM193 79H194V78H193ZM193 79H192V80H193ZM199 79H200V78H199ZM0 80H1V79H0ZM8 80H7V82H8ZM15 80H17V78H15ZM36 80H35V82H36ZM43 80H45V78H44ZM117 80H118V79H117ZM136 80H137V79H136ZM173 80H174V79H173ZM175 80H176V79H175ZM175 80H174V81H175ZM190 80H191V79H189V81H190ZM194 80H195V79H194ZM196 80H197V79H196ZM9 81H10V80H9ZM22 81H23V80H22ZM161 81H162V80H161ZM19 82H20V81H19ZM136 82H137V81H136ZM171 82H173V81H171ZM176 82H178V81H176ZM180 82H181V81H180ZM182 82H183V81H182ZM191 82H192V81H191ZM194 82H195V81H194ZM200 82H201V81H200ZM14 83H15V84L17 83V84H16V87H17V85H18V81H17V82H14ZM22 83H24V82H22ZM28 83H29V82H28ZM43 83H44V82H43ZM114 83H115V82H114ZM6 84H7V83H6ZM6 84H5V85H6ZM15 84H14V85H15ZM24 84H25V83H24ZM30 84H31V83H30ZM30 84H28V85L30 86ZM72 84H74V83H72ZM75 84H76V83H75ZM75 84H74V85H75ZM172 84H173V83H172ZM180 84H181V83H180ZM194 84H195V83H194ZM3 85H4V81H3ZM22 85H23V84H22ZM37 85H39V82H38ZM43 85H44V84H43ZM69 85H70V84H69ZM20 86H21V85H20ZM31 86H32V85H31ZM45 86H46V84H45ZM183 86H184V85H183ZM16 87H15V89H16ZM18 87H19V86H18ZM32 87H36V88H33V89H32L31 87H30V88H27V91H25V93H24L25 98H27V97H26V94H27L26 92H28V89H29V90H30V89H32V90L38 89L37 86H35V85L32 86ZM72 87H73V85H72ZM114 87H115V86H114ZM117 87H118V86H117ZM181 87H182V86H181ZM12 88L14 89L13 86H12ZM21 88H22V86H21ZM175 88H176V87H175ZM175 88H174V89H175ZM2 89H3V88H2ZM17 89H18V88H17ZM174 89H173V90H174ZM39 90H41L40 87H39ZM117 90H118V88H117ZM169 90H170V89H169ZM183 90H184V89H183ZM30 91H31V90H30ZM36 91H37V90H36ZM73 91H74V90H73ZM83 91H84V90H83ZM108 91H109V90H108ZM171 91H172V89H171ZM174 91H177V89H175ZM174 91H173L172 93H174ZM181 91H182V88H181ZM206 91H207V90H206ZM206 91H205V92H206ZM261 91H263V90H261ZM20 92H21V91H20ZM41 92H43V91H41ZM110 92H111V91H110ZM28 93H30V92H28ZM31 93H33V91H32ZM38 93H39V92H38ZM107 93H108V92H107ZM107 93H106V94H107ZM255 93H257V92H255ZM41 94H42V93H41ZM111 94H113V93H111ZM111 94H110V95H111ZM154 94H155V93H154ZM42 95H43V94H42ZM44 95H45V94H44ZM134 95H137V94H134ZM139 95H140V94H139ZM146 95H147V94H146ZM196 95H197V94H196ZM262 95H263V93H262ZM24 96H23V97H24ZM29 96H31L30 98L33 99L32 96H34V95L31 94V95H29ZM68 96L70 97V95H68ZM73 96H74V95H73ZM115 96H116V95H115ZM128 96H129V95H128ZM131 96H132V95H131ZM141 96H142V95H141ZM199 96H200V95H199ZM23 97H21V98H23ZM40 97H42V96H40ZM44 97H45V96H44ZM120 97H121V96H120ZM122 97H123V96H122ZM37 98H38V97H37ZM233 98H234V97H233ZM260 98H261V97H260ZM34 99H36V96L34 97ZM39 99H40V98H39ZM72 99H73V98H72ZM72 99H71L70 101H72ZM198 99H199V98H198ZM231 99H232V98H231ZM241 99H242V98H241ZM263 99H264V95H263ZM24 100H25V99H24ZM28 100H29V97H28ZM30 100H31V99H30ZM135 100H136V99H135ZM259 100H260V99H259ZM261 100H262V99H261ZM35 101H36V100H35ZM44 101H45V100H44ZM139 101H140V100H139ZM143 101H144V100H143ZM201 101H203V100H201ZM201 101H200V103H201ZM235 101H236V100H235ZM18 102H19V101H18ZM24 102H25V101H24ZM29 102H30V101H29ZM36 102H37V101H36ZM47 102H48V100H47ZM62 102H63V101H62ZM135 102H137V100H136ZM147 102H148V101H147ZM150 102H152V101H150ZM153 102H154V101H153ZM231 102H232V104L234 103L233 101H230V103H231ZM245 102H246V101H245ZM253 102H254V101H253ZM255 102H257V100H255ZM255 102H254V103H255ZM27 103H28V102H27ZM33 103H34V102H33ZM68 103H69V101H68ZM70 103H71V102H70ZM70 103H69V104H70ZM73 103H74V102H73ZM73 103H72V104H73ZM140 103H141V102H140ZM200 103H199V104H200ZM246 103H247V102H246ZM246 103H245V104H246ZM21 104H22V103H21ZM25 104H26V103H25ZM62 104H63V103H62ZM64 104H65V102H64ZM151 104H152V103H151ZM199 104H198V105H199ZM201 104H202V103H201ZM234 104L238 105L237 103H234ZM240 104H241V103H240ZM247 104H248V103H247ZM249 104H250V103H249ZM23 105H24V103H23ZM23 105H22V107H23ZM75 105H76V104H75ZM75 105H73V106L75 107ZM236 105H235V106H236ZM242 105H243V104H241V107H242ZM250 105H251V106H254V108H250V109H252L251 111H249L250 109L247 107V108L249 109V110H248V111H249V114L251 115L250 117L252 118V116H253L254 118H256L254 115H257V117H258L259 120H260V118H261L260 116H262V115L264 114V106L262 105L261 107L259 106L258 108L255 109V105H252V104H250ZM257 105H259V103H258ZM260 105H261V104H260ZM24 106H25V105H24ZM35 106L39 107L38 105H35ZM35 106H34V107H35ZM148 106H149V105H148ZM238 106H240V105H238ZM40 107H42V106H40ZM150 107H152V105H151ZM199 107H200V106H199ZM199 107H198V108H199ZM227 107L229 108V106H227ZM243 107H244V106H243ZM5 108H6V106H5ZM5 108H4V109H5ZM28 108H29V107H28ZM153 108H154V106H153ZM153 108H151V109H153ZM156 108H157V107H156ZM224 108H226V107H224ZM231 108H233V107L231 106ZM247 108L245 107L246 111H247ZM36 109H37V108H36ZM70 109L72 110V108H70ZM137 109H138V108H137ZM137 109H135L136 114H137ZM195 109H197V108H195ZM235 109H237V108H235ZM242 109H243V108H242ZM30 110L32 111V109H30ZM33 110H35V108H33ZM142 110H143V109H142ZM148 110H150V109H148ZM225 110H227V109H225ZM229 110H230V108H229ZM232 110H233V109H232ZM240 110H241V108H240ZM40 111H42V110H40ZM72 111H74V110H72ZM135 111H134V112H135ZM139 111H140V110H139ZM196 111H197V110H196ZM241 111H243V110H241ZM246 111H244V112H246ZM34 112H35V111H34ZM36 112H38V110H37ZM76 112H77V111H76ZM76 112H75V113H76ZM132 112H133V111H132ZM143 112H144V111H143ZM194 112H195V111H194ZM230 112H231V111H230ZM234 112H235V111H234ZM26 113H27V111H26ZM28 113H29V112H28ZM31 113H32V112H31ZM122 113H123V112H122ZM195 113H196V112H195ZM221 113H222V112H221ZM239 113H240V112H239ZM239 113H238V114H239ZM120 114H121V113H120ZM136 114H135V115H136ZM139 114H140V113H139ZM230 114L232 115L233 113H230ZM241 114H242V113H241ZM246 114H247V113H246ZM261 114H262V115H261ZM19 115H20V114H19ZM32 115H33V114H32ZM32 115H31V116H32ZM34 115H36V114H34ZM126 115H127V114H126ZM223 115H224V114H223ZM15 116H16V115H15ZM123 116H124V115H123ZM21 117H22V116H21ZM24 117H25V116H24ZM223 117H226V116H222V119H224ZM244 117H245V116H244ZM244 117H243L242 119H244ZM246 117H247V115H246ZM248 117H249V116H248ZM262 117H263L262 119H264V116H262ZM27 118H28V117H27ZM75 118H76V117H75ZM115 118H117V117H115ZM115 118H113V119H115ZM220 118H221V117H220ZM237 118H239V117H237ZM237 118H236V119H237ZM240 118H241V117H240ZM258 118H256L255 120H254L253 118H252V119H253L254 122H255ZM15 119H16V118H15ZM33 119H34V117H33ZM118 119H119V121H120V117H119V116H118ZM130 119H131V118H130ZM13 120H14V119H13ZM13 120H12V122H13ZM25 120H26V118H25ZM25 120H24V118H23V121H25ZM116 120H117V119H116ZM121 120H122V118H121ZM136 120H137V118H136ZM145 120H146V119H145ZM149 120H150V119H149ZM166 120H167V119H166ZM218 120H219V119H218ZM226 120H227V118H226ZM231 120H232V119H231ZM239 120H240V119H239ZM247 120H248V119H247ZM247 120H246V121H247ZM259 120H258V121H259ZM19 121H20V119H19ZM19 121H18V122H19ZM21 121H22V120H21ZM27 121H28V120H27ZM122 121H123V120H122ZM122 121H121V122H122ZM130 121H131V120H130ZM137 121H138V120H137ZM140 121H142V120H140ZM241 121H242V120H241ZM241 121H240V122H241ZM249 121H250V120H249ZM251 121H252V120H251ZM251 121H250V122H251ZM258 121H257V123H258ZM260 121H261V120H260ZM260 121H259V122H260ZM25 122H26V121H25ZM132 122H133V120H132ZM142 122H143V121H142ZM152 122H153V121H152ZM170 122H171V121H170ZM172 122H173V121H172ZM232 122H235V121H232ZM232 122H231V123H232ZM238 122H239V121H238ZM240 122H239V124H237V122H235V123L237 124V126L240 125V130H241V125H242V124H240ZM254 122L252 121L251 123H253V126L255 125V127H258V126L260 127V124L263 123V124H262L263 126L261 125V128H262L263 131H264V121H263V120L261 121L262 123H259L258 126H257V123H256V122L254 123ZM19 123H20V122H19ZM117 123H118V122H117ZM216 123H217V122H216ZM235 123H234V124H235ZM244 123H246V122H244ZM20 124H21V123H20ZM123 124H124V123H123ZM127 124H128V123H127ZM127 124H125L126 127H127ZM159 124H160V123H159ZM174 124H175V123H174ZM219 124H220V123H219ZM246 124H247V123H246ZM246 124H244L243 126H245ZM249 124H250V123H249ZM17 125H19V124H17ZM138 125H139V124H138ZM141 125H142V124H141ZM145 125H146V124H145ZM163 125H164V124H163ZM217 125H218V124H217ZM217 125H216V126H217ZM220 125L222 126V124H220ZM224 125H225V123H224ZM226 125H227V123H226ZM251 125H252V124H251ZM122 126H123V125H122ZM131 126H132V125H131ZM133 126H134V124H133ZM133 126H132V127H133ZM135 126H136V125H135ZM172 126H173V125H172ZM218 126H219V125H218ZM243 126H242V128L244 129L245 127H243ZM248 126H250V125H248ZM11 127H12V126H11ZM14 127H15V125H14ZM113 127H114V126H113ZM118 127H119V126H118ZM162 127H163V126H162ZM219 127H220V126H219ZM228 127H229V125H228ZM255 127H254V128H255ZM259 127H258V128H259ZM109 128H110V127H109ZM119 128H120V127H119ZM149 128H150V126H149ZM160 128H161V125H160ZM221 128H223V126H222ZM225 128H227V127H225ZM236 128H237V127H236ZM238 128H239V127H238ZM247 128H248V127H247ZM254 128H253L252 131L255 132V133H256V132H259V131L261 130V128H260V129H258V128H255V129H254ZM112 129H113V128H112ZM121 129H122V131H123V133H124L123 128H121ZM132 129H133V128H132ZM134 129H136V127H135ZM171 129H172V128H171ZM223 129H224V128H223ZM250 129H252V126H251ZM257 129H258L259 131H258ZM118 130H119V129H118ZM137 130H138V129H137ZM155 130H156V129H155ZM157 130H159V129H157ZM157 130H156V131H157ZM161 130H162V129H161ZM161 130H160V131H161ZM233 130H234V129H233ZM237 130H238V129H237ZM240 130H239V131H240ZM12 131H13V130H12ZM138 131L140 132V130H138ZM166 131H167V130H166ZM235 131H236V130H235ZM239 131H238V132H239ZM15 132H16V131H15ZM127 132H128V130H127ZM127 132H126V133H127ZM130 132H131V130H130ZM148 132H149V131H148ZM168 132H170L169 129H168ZM230 132H232V130H231ZM233 132H234V131H233ZM233 132H232V133H233ZM242 132H243V131H242ZM244 132L246 133L247 131H244ZM261 132H262V131H261ZM9 133H10V132H9ZM120 133H121V132H119L118 134H120ZM134 133H135V131H134ZM134 133H133V134H134ZM140 133H141V132H140ZM217 133H218V132H217ZM263 133H264V132H263ZM263 133H262V134H263ZM102 134H103V133H102ZM127 134H128V133H127ZM130 134H131V133H130ZM136 134H137V133H136ZM149 134H150V133H149ZM171 134H172V133H171ZM223 134H224V133H223ZM226 134H227V132H226ZM226 134H225V136H226ZM228 134H230V133H228ZM233 134H234V133H233ZM238 134H240V132L237 133V135H238ZM241 134H242V133H241ZM251 134H252V133H251ZM256 134H257V133H256ZM256 134H254V135L256 136ZM142 135H143V133H142ZM213 135H214V134H213ZM219 135H220V134H219ZM243 135H244V134H243ZM130 136H131V135H130ZM133 136H134V135H133ZM135 136H136V135H135ZM152 136H153V135H152ZM158 136H159V135H158ZM167 136H168V138H169V135H167ZM173 136H175V135L173 134ZM176 136H177V135H176ZM176 136H175V139H176L177 137H180V136H177V137H176ZM215 136H217V135H215ZM222 136L224 137V135H222ZM241 136H242V135H241ZM249 136H250V135H249ZM255 136H253V137H255ZM263 136H264V135H263ZM123 137H124V136H123ZM123 137H122V138H123ZM126 137H127V135H126ZM136 137H137V136H136ZM164 137H165V136H164ZM217 137H218V136H217ZM219 137H220V136H219ZM227 137H228V136H227ZM229 137H230V135H229ZM234 137H235V136H234ZM242 137H243V136H242ZM103 138H104V137H103ZM119 138H120V136H119ZM134 138H135V137H134ZM147 138H148V137H147ZM160 138H161V136H160ZM165 138H166V137H165ZM214 138H215V137H214ZM214 138H213V139H214ZM256 138H257V137H256ZM108 139H109V138H108ZM135 139H136V138H135ZM142 139H143V137H142ZM142 139H141V140H142ZM154 139H155V138H154ZM163 139H164V138H163ZM171 139H173V137H172ZM180 139H181V137H180ZM210 139H211V138H210ZM216 139H217V138H216ZM221 139H225V138H222V137H221ZM227 139H228V138H227ZM233 139H234V138H233ZM239 139H240V138H239ZM246 139H247V138H246ZM249 139H250V138H249ZM254 139H255V138H254ZM257 139H258V138H257ZM104 140H105V139H104ZM104 140H103V139L101 140L102 145L105 144V143L103 144V141H104ZM110 140H111V139H110ZM114 140H115V139H114ZM131 140H133V139H131ZM136 140L138 141V137H137ZM136 140H134V142H135ZM148 140H149V139H148ZM151 140H152V139H151ZM166 140H167V139H166ZM225 140H226V139H225ZM247 140H248V139H247ZM263 140H264V137H263ZM87 141H88V140H87ZM87 141H86V143H87ZM90 141H91V140H90ZM90 141H89L88 144H90ZM108 141H109V140H108ZM108 141H107V144H108ZM117 141H118V140H117ZM137 141H136V142H137ZM157 141H158V140H157ZM157 141H156V142H157ZM161 141H162L161 144H163V142H165V140H164V141L161 140ZM168 141H169V140H168ZM171 141H173V140H171ZM183 141H184V140L181 139V146H182V143H183V144H184L183 146H185L184 148L186 149V145H185L186 142H183ZM211 141H212V140H211ZM237 141H238V140H237ZM237 141H235V142H237ZM239 141H240V140H239ZM241 141H242V140H241ZM243 141H244V140H243ZM243 141H242V142H243ZM99 142H100V141H99ZM104 142H105V141H104ZM115 142H116V141H115ZM141 142H143V141H141ZM141 142H140V143H141ZM145 142H146V141H145ZM177 142H178V141H176V142H174V143H177ZM235 142H233V143H235ZM254 142H255V141H254ZM260 142H261V141H260ZM86 143H85V145H86ZM94 143H95V141H94L92 144L88 145V146L90 147V146L92 145V147H93V144H94ZM125 143H126V142H125ZM125 143H124V144H125ZM132 143H133V142H132ZM140 143H139V145L142 146V144H140ZM150 143H152V142L149 141V144H150ZM166 143H167V142H166ZM233 143H232V144H233ZM246 143H247V142H246ZM251 143H252V142H251ZM95 144H96V143H95ZM120 144H121V142H120ZM221 144H223V143H221ZM248 144H249V143H248ZM97 145H99V144H96V146H97ZM100 145H101V144H100ZM100 145H99V147H100ZM130 145H131V144H130ZM134 145H135V144H134ZM137 145H138V144H137ZM150 145H151V144H150ZM169 145H170V144H169ZM178 145H179V146H178ZM227 145H228V147H229V144H228V143H227ZM227 145H225V146H227ZM239 145H240V144H239ZM242 145H243V144H242ZM242 145H241V146H242ZM251 145H252V144H251ZM5 146H6V144L4 145V147H5ZM45 146H46V145H45ZM86 146H87V145H86ZM88 146L86 147V149H90ZM94 146H95V145H94ZM122 146H123V145H122ZM162 146H163V145H162ZM176 146L180 147V142H178L177 145H174V148H176ZM215 146H216V145H215ZM220 146L222 147V145H220ZM225 146H224V147H225ZM92 147H91V148H92ZM115 147H116V146H115ZM131 147H132V145H131ZM172 147H173V146H172ZM224 147H223V148H224ZM232 147H233V145H232ZM232 147H231V148H232ZM261 147H262V146H261ZM10 148H11V150H12L11 145H10ZM10 148H9V149H10ZM93 148H94V147H93ZM93 148H92V149H93ZM97 148H98V147H97ZM100 148H101V147H100ZM110 148H111V147H110ZM118 148H119V146L117 147V149H118ZM121 148H122V147H121ZM136 148H137V147H136ZM167 148H168V147H167ZM216 148L219 149V144L217 145ZM225 148H226V147H225ZM33 149H34V148H33ZM84 149H85V147H84ZM119 149H120V148H119ZM125 149H126V148H125ZM133 149H135V148H133ZM133 149H132V151H133ZM157 149H158V148H157ZM162 149H164V147H163ZM177 149H178V148H177ZM179 149H181V148H179ZM221 149H222V148H221ZM233 149L235 150V147H234ZM233 149H232V150H233ZM239 149H240V148H239ZM31 150H32V148H31ZM62 150H63V149H62ZM93 150H94V149H93ZM101 150H103V149H101ZM104 150H105V149H104ZM104 150H103V151H104ZM127 150H128V149H127ZM159 150H160V149H158V151H159ZM216 150H217V149H216ZM216 150L213 149V151H216ZM224 150H225V149H224ZM232 150H230V151H232ZM9 151H10V150H9ZM96 151H97V150H95L94 153L98 154L99 151H97L98 153H97ZM106 151H109V150H105V152H106ZM161 151H162V150H161ZM161 151H160V152H161ZM219 151H220V150H219ZM222 151H223V150H222ZM222 151H220L219 153H218V151H217V154H216L217 159L220 157L219 154H220ZM227 151H228V150H227ZM230 151H228V152H230ZM5 152H6V150H5ZM53 152H54V151H53ZM64 152H65V151H64ZM64 152H63V153H64ZM85 152L87 153V151H85ZM92 152H93V151H92ZM118 152H119V151H118ZM128 152H129V155H128V157H129V156H130V150H129ZM128 152H126V153L128 154ZM145 152H147V151H145ZM150 152H151V151H150ZM167 152H168V151H167ZM7 153H8V152H7ZM55 153H56V152H55ZM66 153H67V152H66ZM68 153H69V152H68ZM123 153H124V152H123ZM135 153H136V152H135ZM140 153H141V152H140ZM140 153H138V154H139L138 156H140ZM143 153H144V152H143ZM222 153H223V152H222ZM224 153H225V154H223V156H225V157H224L223 159L221 158L222 155L220 154V155H221V157H220V158H221V161L223 160V161L221 162V164H222L224 161H226V160L228 161L227 158L230 156V155L227 156V155H228L227 152H224ZM9 154H10V153H9ZM64 154H65V153H64ZM64 154H61V155H62V156H61V157H62L61 160H62L64 157H65V158H64L62 161L66 160V159L69 160V158H67V157H68L67 155H69V154H67L66 156H65ZM78 154H79V153H78ZM87 154H89V153H87ZM105 154H106V153H105ZM111 154H112V152H111L109 155H111ZM131 154H132V153H131ZM160 154H161V153H160ZM160 154H159V155H160ZM166 154H167V153H166ZM174 154H176V153H173V155H174ZM230 154H231V152H230ZM235 154H237V153H235ZM45 155H46V153H45ZM47 155H48V154H47ZM63 155H64V157H63ZM90 155H91V152H90L89 156H90ZM92 155H93V154H92ZM99 155L101 156L102 154L99 153ZM107 155H108V154H107ZM109 155H108V156H109ZM119 155H120V154H119ZM132 155H133V154H132ZM144 155H146V153H145ZM161 155H162V154H161ZM176 155H177V154H176ZM258 155H259V154H258ZM260 155H261V154H260ZM8 156H9V155H8ZM34 156H35V155H34ZM73 156H74V155H73ZM76 156H79V155H76ZM89 156H87V158H88V160H87V159H86V156L84 155V157H85V159H86L87 161H90V160L93 159V160L91 161L92 163H93L94 160L100 159V156H98V155H97L98 157H95L96 159H95L94 157H92V159H91V156H90V157H89ZM114 156L117 157L118 154L114 153L113 156H111V157H113V159L111 158L112 160H111V159H108V160L106 159V163H107L108 165L111 164V162H112L111 166L113 165V162L115 163V161H114ZM122 156H123V155H122ZM122 156H121V157H122ZM142 156H143V155H142ZM233 156H234V155H233ZM236 156H237V155H236ZM49 157H50V155H49ZM74 157H75V156H74ZM81 157H82V155H81ZM130 157H131V156H130ZM132 157H133V156H132ZM132 157H131V158H132ZM148 157H150L149 160H153V159H151V158H152L151 155L148 156ZM226 157H227V158H226ZM234 157H235V156H234ZM33 158H34V160H35V159H37L38 157H36V158L33 157ZM42 158H43V157H41V159H40L41 161H42ZM51 158L54 159V157H52V156H51ZM76 158H77V157H76ZM101 158H102V160H103V159L105 158V156H104V158H103V155H102ZM107 158H110V156L107 157ZM118 158H119V157H117L116 160H117ZM122 158H123V157H122ZM131 158H130V159H131ZM135 158H136V157H135ZM143 158H145V156H144ZM143 158H142V159H143ZM169 158H170V157H169ZM225 158H226V160H225ZM232 158H233V157H232ZM3 159H4V158H3ZM30 159H31V158H29V161H30ZM46 159H47V158H46ZM48 159H49V158H48ZM78 159H79V157H78ZM78 159H77L76 161H79ZM125 159H126V158H125ZM138 159H140V157H139ZM234 159H235V158H234ZM5 160H6V159H5ZM31 160L33 161V159H31ZM49 160H50V159H49ZM68 160H66V161H68ZM127 160H128V159H127ZM134 160H135V159H134ZM140 160H141V159H140ZM147 160H148V159H147ZM160 160H161V159H160ZM160 160H159V161H160ZM219 160H220V159H218V161H219ZM35 161H36V160H35ZM51 161H52V159H51ZM71 161H72V160H71ZM81 161H82V160H81ZM87 161H86V162H87ZM107 161H108V162H107ZM109 161H111V162L109 163ZM125 161H126V160H125ZM128 161H131V160H128ZM144 161H145V159L142 160L143 163H144ZM162 161H163V160H162ZM6 162H7V161H6ZM52 162H53V161H52ZM73 162H74V161H73ZM91 162H90V163H91ZM103 162H104V160H103ZM126 162H127V161H126ZM136 162H138V160H136ZM146 162H147V161H146ZM152 162H153V161H152ZM219 162H220V161H219ZM228 162H229V161H228ZM228 162H226V163H228ZM63 163H64V162H63ZM116 163H117V162H116ZM119 163H120V162H119ZM162 163H163V162H162ZM224 163H225V162H224ZM226 163H225V166L228 165V164H226ZM96 164H97V163H96ZM98 164H99V166H100V163H98ZM98 164H97L95 167H97ZM107 164L105 165V167L107 166ZM117 164H118V163H117ZM129 164H130V163H129ZM145 164H146V163H145ZM150 164H151V162H150ZM150 164H149V165H150ZM153 164H154V162H153ZM17 165H18V164H17ZM59 165H60V164H59ZM118 165H120V164H118ZM136 165H138V164H136ZM136 165H135V166H136ZM140 165H142V164H140ZM151 165H152V164H151ZM99 166H98V167H99ZM109 166H110V165H109ZM109 166H108V167H109ZM111 166H110L109 169H111L110 171L113 172V171H112V168H113V167H111ZM116 166H117V165H116ZM127 166H129V165L127 164ZM130 166H131V165H130ZM133 166H134V165H133ZM144 166H145V165H144ZM146 166H148V165H146ZM263 166H264V165H263ZM89 167H90V166H89ZM108 167L105 168V170H106L107 172H108V170H107ZM119 167H120V166H118L117 168H119ZM138 167H139V166H138ZM140 167H141V166H140ZM153 167H154V166H153ZM226 167H228V166H226ZM261 167H262V166H261ZM117 168L115 167V169L113 168V170H116ZM120 168H121V167H120ZM128 168H129V167H128ZM128 168H127V169H128ZM142 168H143V167H142ZM127 169H125V167H124V172H125V170L127 171ZM130 169H131V168H130ZM134 169H135V168H134ZM138 170H140V169H138ZM138 170H136V173H139V172H137ZM142 170H143V169H142ZM116 171H117V170H116ZM133 171L135 172V170H133ZM140 171H141V170H140ZM100 172H101V171H100ZM257 172H258V171H257ZM125 173H127V172H125ZM125 173H124V174H125ZM109 175H110V174H109ZM126 175H127V174H126ZM259 176H260V174H259ZM51 186H52V185H51ZM15 187L18 188V185H17V186H14V188H15ZM45 187H46V186H45ZM45 187H44V190L46 189ZM48 188H49V187H47V189H48ZM50 188H51V187H50ZM50 188H49V189H50ZM49 189H48V190H49ZM52 189H53V187H52ZM52 189H50V190H52ZM62 189L64 190V187H63ZM65 189L68 190L67 187H66ZM53 192H54V190H53ZM64 192H65V191H64ZM39 193H41V191H39ZM54 193H55V192H54ZM66 193H68V194H66ZM66 193L63 195L64 198L66 197L65 195H69V191L66 192ZM69 196L72 197L71 194H70ZM39 197H40V196H39ZM39 197H38V198H39ZM45 197H46V196H45ZM43 198H44V195H43ZM48 198H49V197H48ZM1 199H2V198H1ZM46 199H47V197H46ZM60 199H61V198H60ZM66 199H67V198H66ZM69 199H70V197H69ZM71 199H72V198H71ZM47 200H48V199H47ZM79 200H80V199H79ZM83 200H84V199H83ZM83 200H80V201H79V202H80V206H79V207H81V204H83V203H82ZM1 201H2V200H0V203H2ZM81 201H82V202H81ZM84 201H85V200H84ZM47 202H48V201H47ZM65 202H66V201H65ZM85 202H86V201H85ZM67 203H68V202H67ZM69 203H70V202H69ZM69 203H68V204H69ZM2 204H3V203H2ZM7 204H8V203H7ZM78 204H79V203H78ZM175 204H176V203H175ZM175 204H174V207H175ZM178 204H179V203H178ZM260 204H261V203H260ZM238 205H239V204H238ZM84 206H87V205H84V204H83L82 207H84ZM188 206H189V207H188ZM188 206H187V207H188L189 209H188V208H187V209H188V211H190L191 214H192L193 210H192V209H191L192 211L190 210V204H189ZM239 206H240V205H239ZM2 207H3V206H2ZM7 207H8V206H7ZM82 207H81V208H82ZM95 207H96V210H97V206H96V205H95ZM108 207H111V208H112V209H111V208L108 209V210H110L111 214H112V211H114V210H115L114 212H116L117 206L114 208V207H112V205H111V206L108 205ZM0 208H1V207H0ZM85 208H86V207H85ZM85 208H84V210H85ZM113 208H114V209H113ZM242 208H243L244 211H246V208H245L244 205H243ZM87 209H88V208H87ZM80 210H81V209H80ZM89 210H90V209H89ZM118 210H119V209H118ZM118 210H117V211H118ZM0 211H1V209H0ZM3 211H4V210H3ZM19 211H20V210H19ZM91 211H93V209H92ZM172 211H173V209L171 210V212H172ZM180 211H181V209H180ZM48 212H49V211H48ZM82 212H83V211L81 210V213H82ZM86 212H87V211H86ZM93 212H94V211H93ZM114 212H113V213H114ZM3 213H4V212H3ZM51 213H52V212H51ZM87 213H88V212H87ZM119 213H120V212H119ZM169 213H170V212H169ZM185 213H186V212H185ZM19 214H20V213H19ZM49 214H50V212H49ZM114 214H115V213H114ZM116 214H117V213H116ZM180 214H182V212H180ZM84 215H85V213H84ZM88 215H89V214H88ZM118 215H119V214H118ZM189 215H190V213H189ZM0 216H1V214H0ZM11 216H12V215H11ZM22 216H23V214H22ZM43 216H44V214H43ZM89 216H90V215H89ZM91 216H92V215H91ZM2 217H3V216H1L0 218H1V219H4V218H2ZM13 217H14V216H13ZM46 217H47V215H46ZM51 217H52V215H50V218H51ZM86 217H87V216H86ZM188 217L191 218V216H188ZM11 218H12V217H11ZM11 218H9V219H11ZM40 218H41V217H40ZM88 218H89V217H88ZM190 218H189V219H190ZM12 219H13V218H12ZM12 219H11V221H13ZM17 219H18V218H17ZM91 219H92V218H91ZM93 219H94V218H93ZM112 219H113V218H112ZM5 220H6V219H5ZM14 220H15V218H14ZM42 220H44V219H42ZM42 220H41V221H42ZM47 220H49V217H47ZM47 220H46L45 222H47V224H48L49 222H51V225L53 226L52 221H47ZM50 220H51V219H50ZM53 220H54V219H53ZM2 221H3V220H2ZM9 221H10V220H9ZM16 221H17V220H16ZM18 221H19V220H18ZM4 222H5V221H4ZM13 222H15V221H13ZM13 222H12V223H13ZM45 222H44V223H45ZM53 222L56 224L55 221H53ZM40 223H41V222H40ZM0 224H2V223H0ZM4 224H5V223L2 224V225H3V228H4ZM2 225H1L0 227H2ZM5 225H7V224H5ZM16 225H17V223L15 222V224H14L13 226H16ZM51 225H50V223H49L50 228L52 227ZM57 225H58V224H57ZM9 226H10V225H9ZM17 226H18V225H17ZM17 226H16V227H17ZM40 226H41V225H40ZM43 226H45V224H43L42 227H43ZM5 227H6V226H5ZM7 227H8V226H7ZM45 227H46V226H45ZM45 227H43V228H45ZM53 227L55 228V225H54ZM53 227H52V228H53ZM3 228H1V229H3ZM13 228L15 229V227H13ZM48 228H49V227H48ZM48 228H47V229H48ZM50 228H49V229H50ZM58 228H59V227H58ZM61 228H62V227H61ZM201 229H202V228H201ZM45 231H46V230H45ZM49 231H50V230H48V233H49ZM43 232H44V230H43ZM50 232H51V231H50ZM200 232H201V230H200ZM63 233H64V232H63ZM204 234H205V232H204ZM8 235H9V234H8ZM8 235H7V236H8ZM46 235L48 236L49 234L46 233ZM51 235H53V234H51ZM54 235H55V234H54ZM9 236H10V235H9ZM56 236H57V235H56ZM200 236H201V235H200ZM49 237L51 238L50 235H49ZM65 237H66V236H65ZM9 238H10V237H9ZM53 238H54V237H53ZM56 238H57V237H55V239H56ZM121 238H122V237H121ZM0 239H2V238H0ZM5 239H7V237H5ZM5 239H2V240H1V241H2V244H3V247H4V246L6 247V245H7V243H3V240L5 241ZM22 239H24V237H22ZM7 240H8V239H7ZM196 240H197V239H196ZM1 241H0V243H1ZM8 241L10 242L11 240H8ZM202 241H203V239H202ZM9 242H8V243H9ZM22 242H25V241L22 240ZM31 242H32V241H31ZM33 242H34V241H33ZM124 242H125V241H124ZM188 242H189V240H188ZM193 242H194V241H193ZM193 242H192V243H193ZM196 242H197V241H196ZM120 243H121V242H120ZM199 243H201V242H198V244H199ZM4 244H6V245H4ZM28 244H30V246L32 247L31 243L28 242ZM28 244L26 243V245H28ZM57 244H58V242H57ZM122 244H123V243H122ZM201 244H202V243H201ZM194 245H195V242H194ZM199 245H200V244H199ZM7 246H8V245H7ZM21 246H22V245H21ZM28 246H29V245H28ZM34 246H35V245H34ZM192 246H193V245H192ZM3 247L0 245V249H1V248L3 249ZM24 247H26V246L24 245L23 248H24ZM193 247H194V246H193ZM193 247H192V248H193ZM21 248H22V247H21ZM28 248H30V247H28ZM28 248H27V249H28ZM34 248H35V249H34ZM34 248H33V249H34V251H35L37 247L35 246ZM196 248H197V246H196ZM200 248L202 249L201 245H200ZM4 249H5V248H4ZM33 249L30 248V249H28L27 251H25V250L23 249V250H24V255L26 254L25 252H27V254H28V251L30 250V251H29V252H30V257H31V256L33 257L31 260H34V259H35V258H34V255H35L34 253H36V252L38 251V248H37V250H36L35 252H34V251L32 252L34 255H31V254H32L31 251H32ZM61 249H62V248H61ZM194 249H195V248H194ZM198 249H199V248H198ZM201 249H200V250H201ZM19 250H20V248H19ZM19 250H18V251H19ZM21 250H22V249H21ZM192 250H193V249H192ZM200 250H199V251H200ZM1 251H2V250H1ZM1 251H0V256H2V255L5 256V258H6V260H7V261H6L5 258H4L3 256L0 257L1 259L4 258V260H5V261H3L4 264H5V262L8 263V264H12L11 262H14V261H11V262H10V259H9V261H8V259H7L8 257H10V256H8V254H9V255H11V254L7 252V253H5V254H6V255H5L4 252H3V254H2ZM6 251H7V250H6ZM194 251H195V250H194ZM197 251H198V250H197ZM202 251H203V250H201L200 252L202 253ZM11 252H12V251H11ZM196 253H197V252H196ZM198 253H199V252H198ZM1 254H2V255H1ZM14 254H16V253H14ZM17 254H18V253H17ZM27 254H26L25 256H27ZM199 254H200V253H199ZM202 254H204V253H202ZM200 255H201V254H200ZM11 256H14V255H11ZM194 256H195V255H194ZM201 256H202V255H201ZM15 257H16V255H15ZM15 257H14V260L16 259ZM19 257H20V256H19ZM21 257H22V258H19V259L25 260L26 262L29 260L28 258H27L28 260L24 259L23 255H22ZM27 257H29V256H27ZM30 257H29V258H30ZM62 257H63V259H65L63 255H62ZM62 257H61V259H62ZM66 257H67V256H66ZM70 257L73 259V256H70ZM202 257H203V256H202ZM263 257H264V255H263ZM25 258H26V257H25ZM53 258H54V257H53ZM68 258H69V257H68ZM74 258H75V257H74ZM87 258H88V257H87ZM198 258H199V256H198ZM1 259H0V260H1ZM17 259H18V258H17ZM19 259H18V260H19ZM49 259H50V258H49ZM56 259H58V258H56ZM76 259H77V258H76ZM83 259H84V257H83ZM83 259H82V260H83ZM194 259H195V258H194ZM200 259H202V258H200ZM200 259H199V260H200ZM11 260H13L12 257H11ZM52 260L55 261L56 264L58 263V262L55 260V258L52 259ZM65 260H68V259L66 258ZM69 260L71 261L70 258H69ZM85 260H86V259H85ZM85 260H83V261H85ZM37 261H39V259H38ZM58 261H59V260H58ZM61 261H62V260H61ZM75 261H76V260H75ZM78 261H79V260H78ZM195 261H196V260H195ZM1 262H2V261H1ZM23 262H24V261H23ZM26 262H25V263H26ZM28 262H29V261H28ZM31 262H32L31 264H34V263H35L34 261H31ZM47 262H48V261H47ZM49 262H51V259L49 260ZM59 262H60V261H59ZM62 262H63V261H62ZM80 262H81V261H79V263H78V262H77V263L80 264ZM144 262H145V261H144ZM144 262H143V263H144ZM43 263L45 264L46 262H43ZM43 263H42V264H43ZM51 263H52V262H51ZM51 263H50V264H51ZM53 263H54V262H53ZM53 263H52V264H53ZM55 263H54V264H55ZM69 263L71 264V263H73V261H71V262H69ZM69 263H68V261H67V264H69ZM75 263H76V262H75ZM75 263H74V264H75ZM13 264H14V263H13ZM27 264H28V263H27ZM29 264H30V262H29ZM35 264H36V263H35ZM40 264H41V263H40ZM46 264H47V263H46ZM58 264H60V263H58ZM61 264H64V263H61ZM81 264H83V263H81ZM146 264H147V263H146ZM148 264H149V262H148ZM150 264H152V262H151Z\"/></svg>",
  "mask_w": 264,
  "mask_h": 264
}]
</instances>
